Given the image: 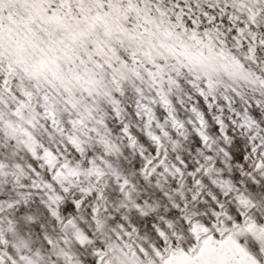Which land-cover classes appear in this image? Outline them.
I'll list each match as a JSON object with an SVG mask.
<instances>
[{
  "label": "snow or ice",
  "instance_id": "6c2138e0",
  "mask_svg": "<svg viewBox=\"0 0 264 264\" xmlns=\"http://www.w3.org/2000/svg\"><path fill=\"white\" fill-rule=\"evenodd\" d=\"M0 264H264V0H0Z\"/></svg>",
  "mask_w": 264,
  "mask_h": 264
}]
</instances>
